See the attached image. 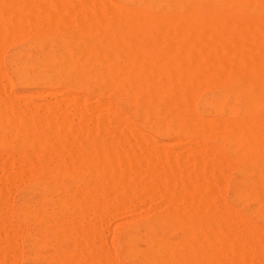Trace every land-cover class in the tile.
I'll use <instances>...</instances> for the list:
<instances>
[{
  "label": "bare ground",
  "instance_id": "obj_1",
  "mask_svg": "<svg viewBox=\"0 0 264 264\" xmlns=\"http://www.w3.org/2000/svg\"><path fill=\"white\" fill-rule=\"evenodd\" d=\"M21 38L0 82V151L16 148L0 152V264L24 255L13 212L38 224L28 264H125L100 232L141 192L170 203L125 231L129 264H264V0H0V53ZM24 182L36 191L19 208L7 195Z\"/></svg>",
  "mask_w": 264,
  "mask_h": 264
},
{
  "label": "rangeland",
  "instance_id": "obj_2",
  "mask_svg": "<svg viewBox=\"0 0 264 264\" xmlns=\"http://www.w3.org/2000/svg\"><path fill=\"white\" fill-rule=\"evenodd\" d=\"M22 40L20 41V40H17V41H15V42H11V43H9V44H6L4 47H3V49H2V51H1V53H0V58L2 59V61L4 62V68H5V75L4 76H0L1 78L3 77V80H0V82H2V86H5L6 84H8L10 81H14V76H13V73H12V71H11V69H10V67H9V65H8V62H9V60L12 58V56L14 55V54H16V53H19V52H22V51H25V50H28L29 48H30V46H31V44H32V41L30 40V39H28V38H21ZM26 47H28V48H26ZM4 48H6V49H4ZM2 54V55H1ZM7 78H8V83H7ZM41 88H37V87H29V88H22L21 86H19V85H15L14 86V88H13V94H16V93H22L23 95L25 94L26 95V98L27 97H30L31 99H29V101L30 102H32V101H34L33 103H42L43 101H46V100H48V101H50L51 100V102L52 103H55V102H57V101H55V99H43L42 97V99H39V97L40 96H42L43 95V90L44 89H46V88H44L45 86H43V88L44 89H42V86H40ZM1 90H2V92H1V90H0V97L2 96V97H5V95L6 94H4V92H6L7 90H4L3 91V89L2 88H0ZM34 89V90H33ZM38 89V90H37ZM41 89V90H40ZM55 89H58V91L59 90H61L62 92L64 91V90H62L63 89V87L62 88H60V87H57V88H55ZM65 90H67V89H65ZM9 91V90H8ZM41 92H42V94H41ZM64 92H66V91H64ZM71 92V91H70ZM70 92H69V94H70ZM7 93H9L10 94V92H7ZM30 96H29V95ZM73 94H74V96L75 97H80V98H83V97H85V98H88L89 97V95L91 96L92 94H90V93H88V92H86V91H84V90H78V91H76V92H73L72 91V93H71V96H73ZM87 94V95H86ZM34 95V96H33ZM87 97H86V96ZM93 96L94 95H92V99L94 100V99H96V97L94 96V98H93ZM211 96V92L209 91V90H203V91H201L200 92V96H199V98L200 99H205V98H208V97H210ZM77 97V98H78ZM32 98H35V99H32ZM38 98V99H37ZM105 100H106V98H109V97H107V96H105V97H103ZM103 98H101V100H100V102H106ZM24 99V98H23ZM28 99V98H27ZM59 99H62L61 97L59 98ZM97 99H98V97H97ZM99 99H100V97H99ZM98 99V100H99ZM103 99V100H102ZM39 100V101H38ZM43 100V101H42ZM93 100H91V101H93ZM109 100V99H108ZM23 100H19V101H17L19 104H22L23 102H22ZM47 101V102H48ZM61 101V100H60ZM98 102V101H97ZM43 103H45V102H43ZM66 103V102H65ZM91 104H92V106H94L95 105V103L96 102H90ZM99 103V102H98ZM50 104V103H49ZM55 104H57V103H55ZM59 104V103H58ZM97 104V103H96ZM45 105V104H44ZM69 105V104H68ZM72 107H75L76 106V109H77V111H78V108H80V109H84L85 108V110L87 109V110H90V108L88 109V105H86V106H81L79 103H75L74 104V102H72V104H70ZM71 106H69V107H71ZM89 106H91V105H89ZM68 107V109L69 110H71L70 108ZM74 109H72V111H73ZM78 112H82V110H79ZM43 114V113H42ZM72 114H74L73 112H72ZM101 115V114H100ZM100 115H98L99 117H100ZM105 117H106V114H103ZM97 116V118L94 116L93 118L95 119L94 121H98V119H102L101 117L99 118ZM104 116H102V117H104ZM97 119V120H96ZM148 134L150 135V136H152V137H158V135H157V133L156 132H154V131H149L148 132ZM175 138H173L172 140H168V142L169 143H171V145L173 146L172 147V149L173 150H175V148H176V150L175 151H177V150H181L182 148H179V147H186V143H189V145H190V142H185V139H183V141H177L176 139H175V141H173ZM173 142V143H172ZM178 144H177V143ZM174 143H176L177 145H174ZM183 143H185V144H183ZM76 144H79L78 142L76 143ZM180 144V145H179ZM179 145V146H178ZM182 145V146H181ZM188 144H187V146H189ZM178 146V147H177ZM12 147H6V148H2L1 149V151L0 152H2V153H6L7 155H9V156H11L12 155V152L13 151H16V148L15 147H13L14 148V150H13V148L11 149ZM6 149H8V151H6ZM10 149V150H9ZM3 150V151H2ZM12 151V152H11ZM151 151V153H154V149L153 150H150ZM155 151H157V150H155ZM9 152V153H8ZM15 153V152H14ZM13 153V154H14ZM227 169V168H226ZM229 170H230V168H229ZM226 171V170H225ZM228 171V170H227ZM233 173H232V172ZM230 172H228V173H224V174H226L227 176H225L224 175V177H226L225 178V180H227V183H225L226 185H228V186H226L225 187V191H223V189H222V193L223 194H225L224 196H225V198H226V196H228V198H226L227 199V201H228V203L229 204H232V192H233V183H234V181H235V179H236V173L233 171V170H231ZM2 172H1V170H0V174H1ZM233 175V176H232ZM230 179H229V178ZM2 185V184H1ZM0 185V187H2V190L4 191V192H8V190L6 189V188H4L5 186L4 185H2L1 186ZM21 185V184H20ZM20 185H18V187L19 188H17V186L15 187V188H13V191L12 190H10L9 189V192L10 193H8L9 195H7L6 193V195L8 196V197H10L11 198V201L13 202V204L14 205H16V206H18L19 208H21L22 206H23V204H22V197L23 198H25L26 196V198H33V195L31 194V192H34V191H36V189H35V186H32L31 185V183H29V182H24V184H22L21 186ZM31 194V195H30ZM141 194H143V195H141ZM140 197L139 198H141V200H138V202H137V204H136V206L133 208V206H130V205H128V206H130V207H125V209H124V211H122L121 213L120 212H114V214H111L112 212L111 211H109V213L111 214H108V215H110L109 216V218L108 217H106V219H107V222L106 223H108L109 224V222H110V228H109V225L108 224H105L104 222H102V223H104V225H102V227H105V228H103V235H102V232H100V237H99V239H101V237L103 236V238H102V240L103 241H105L106 243H104L103 241H101V243L102 244H104L105 246H106V249H107V247H108V249H111V250H109L108 252H110V255L111 254H113V256L115 257H117L122 263H125V264H129L130 262H131V260L129 261V260H127V259H122L121 257H120V253H121V245H120V240L122 239V237L124 236V234L126 233L125 231H127L129 228H131V227H134V226H137V225H141V224H143L147 219H150V218H153L156 214H158V213H160L163 209H165V210H163L161 213H163L164 211H166V207L165 206H167V202H166V200L167 201H169L168 199H166V200H164V202L163 201H161V197H163L162 196V194H159L158 193V199H156L157 201H154L153 202V200H151L150 201V199H143L142 197L144 196V195H146V196H144V197H147V195L148 194H146V193H144V192H141L140 194ZM156 195V194H155ZM154 195V196H155ZM161 197H160V196ZM148 197H150V196H148ZM160 197V198H159ZM9 198V199H10ZM138 198V199H139ZM143 200H146V201H143ZM155 200V199H154ZM162 200H163V198H162ZM163 202V203H162ZM136 203V202H135ZM157 203H159V204H164V205H161L162 206V208H160V210H157L156 211V207L154 208L155 210H152V208L154 207V205L156 206V204ZM168 203H170V201L168 202ZM169 205V204H168ZM16 206H15V208H16ZM160 205H158L157 204V207H161ZM168 207V206H167ZM235 207H237V206H235ZM19 208H17V209H19ZM158 209V208H157ZM152 210V211H151ZM159 211V212H158ZM167 212V211H166ZM7 213H9V212H6V214H5V216H7ZM117 213H120V214H117ZM156 213V214H155ZM141 214V215H140ZM73 215V214H72ZM71 215V216H72ZM118 215V216H117ZM143 215H145L146 217H148V218H146L145 216H143ZM148 215V216H147ZM11 216V218H8V219H11L12 220V222L15 224L16 222H14V220L15 221H17V223H19V224H17V225H20V224H22V225H20V228H22V229H20V228H18V229H20V230H22L21 232H20V230L18 231V232H20V233H17L19 236H18V238H17V236H16V239H18L17 241H18V244H16L18 247H19V249H21V250H23V257H22V259H20L21 261L19 262L18 261V264H28V262L27 261H25L26 259H27V256H25L27 253H28V249H27V251H26V243H29L28 241H29V237H27L28 235H25V233H26V230H28V228L30 227V226H32V227H30L29 228V231H30V229L32 228V229H35V228H38V224L36 223V224H31V223H27V225H29V224H31L30 226H25L26 224H24L25 222L23 221V220H20L19 218H20V216L18 215V212H13L12 214L10 213V214H8V216L7 217H10ZM141 216V217H140ZM18 217V218H17ZM72 217H75V214H74V216H72ZM140 217V218H139ZM15 218V219H14ZM106 219H105V221H106ZM110 219V220H109ZM131 219V220H130ZM254 220V222H255V225L257 226H259L260 224L262 225V221L260 220V219H253ZM253 220H252V222H253ZM31 222V221H30ZM33 222V221H32ZM253 222V223H254ZM101 223V222H100ZM24 225V226H23ZM23 226V227H22ZM101 226V225H100ZM108 228L109 229H111V231H108ZM102 229V228H101ZM29 231H27V232H29ZM170 233V234H169ZM168 234H167V238L168 239H171L172 240V238H173V240H175L176 238H177V234H175V233H173V234H171V232H169ZM16 234V235H17ZM16 241V240H15ZM61 242V241H60ZM108 242V243H107ZM111 243V244H110ZM107 244H110V245H107ZM20 245H22L23 246V248H22V246H20ZM59 246V247H58ZM68 246H69V243L67 242V241H65L64 242V240H63V243H57V247L58 248H65V247H67L68 248ZM41 251H44V255L45 256H47V252L48 253H50V249H41ZM48 262L49 263H54L52 260H48Z\"/></svg>",
  "mask_w": 264,
  "mask_h": 264
}]
</instances>
